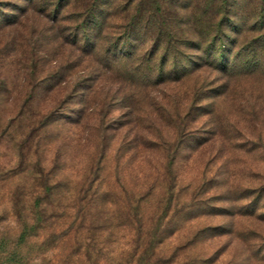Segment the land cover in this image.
Returning a JSON list of instances; mask_svg holds the SVG:
<instances>
[{"label": "rangeland", "instance_id": "rangeland-1", "mask_svg": "<svg viewBox=\"0 0 264 264\" xmlns=\"http://www.w3.org/2000/svg\"><path fill=\"white\" fill-rule=\"evenodd\" d=\"M37 1L0 0L16 20L0 24V264H264V0H61L58 35L40 16L55 0ZM91 4L106 22L88 50L73 36ZM53 59L71 86L103 75L82 113L64 88L31 100L28 68ZM34 217L40 238L20 242Z\"/></svg>", "mask_w": 264, "mask_h": 264}, {"label": "trees", "instance_id": "trees-1", "mask_svg": "<svg viewBox=\"0 0 264 264\" xmlns=\"http://www.w3.org/2000/svg\"><path fill=\"white\" fill-rule=\"evenodd\" d=\"M61 0H55L52 3V6H50L48 9L44 10V12H40L43 15H40V13L38 15L43 16L44 18L46 17L48 19V23L51 29H48V32H52L54 35H58L61 33L62 31V22L63 20L60 18V15H58L59 12L58 11V7H60V5L62 4L61 2H58ZM30 4H37L38 1L37 0H29ZM83 12H82V18L81 20L83 21V24H80V28L78 31V33L74 34V39H76V42L79 40V35L81 34V36L83 35L88 50L89 47H93L95 48V44H89L90 41L92 39H94V35H97V39L100 38L99 35H101L102 32H104V26H105V22H106V17L104 15L103 12H101L100 10L98 11V7L95 5H88L83 7ZM48 12V14H47ZM71 13H73L71 11ZM68 14V12H67ZM54 17V18H52ZM80 21V20H79ZM2 22V23H1ZM16 22V20H12L10 18L8 19H0V24H8V26L14 24ZM129 29V28H128ZM59 38V37H58ZM55 40H57V38H54ZM132 36L130 34H126L125 37L121 40V42H125V44L127 43H131V41H133ZM138 41V40H136ZM58 42V40H57ZM72 43V42H71ZM89 44V45H88ZM91 45V46H90ZM33 52V54L30 56L29 60L32 61L33 63L36 64L37 66V60L38 56L35 53V47L32 48L31 50ZM155 53L150 57H155ZM127 57V56H126ZM55 64V68H28L29 69V74L32 77V82L35 84L34 88L32 89V98L31 100H33L37 95H36V90L37 89H48V90H54L56 88H64L66 89V91L71 90V98L73 99H77L78 97L80 98V104L83 106V108L80 110L79 113H82L84 111V102L86 101V99L88 97H90L91 92L93 91V89L95 87H97V83H100L102 81V77L103 75L101 74L100 76H96L95 79H91L90 76H88L92 81L91 84H89L88 86V79L87 76H79L77 79V83L75 86H71L69 85L71 83L70 81V74L68 73L69 68H67L68 66H65L64 62L62 60H58V59H53L52 60ZM149 65H151L152 63H150V61L148 62ZM72 65V64H70ZM61 66V67H60ZM77 69V68H76ZM153 70H158L161 72V68H153ZM54 87V88H53ZM38 91V90H37ZM40 91V90H39ZM42 91V90H41ZM69 97V96H68ZM81 106V107H82ZM172 117V116H171ZM181 121V125L180 127L186 123L185 118H180ZM177 126V124H175V127ZM185 129L181 130L182 132ZM182 143V142H181ZM181 143H178L176 146V151L174 153H171V151L168 149V165H169V171L173 170V167L176 165L177 160H178V153H179V149L181 147ZM167 143L165 142V140H161V150H167L166 147ZM166 152V151H165ZM171 173L173 171H170ZM170 173V174H171ZM169 174V175H170ZM174 181V179L172 180V182ZM174 183V182H173ZM175 188L176 186L172 185L169 188H166V191L164 192V207H163V211L161 213V244H164L167 240V235H169V231H171L172 226L176 225V223L174 224L172 221V218L170 216V212L173 208V206L178 207V203L177 201H179V194H175ZM258 195L260 194V197H262L264 195V188H261L260 190H256L255 191H251V193H257ZM176 204V205H175ZM41 204L38 202L37 204V210L38 208L40 209ZM139 207V206H138ZM137 207V208H138ZM255 208H252V210H246L247 213H251V214H255L254 211ZM40 211V210H39ZM179 212V211H178ZM139 214V213H138ZM140 216V215H138ZM171 221V223H170ZM23 230L20 236V242L22 243H27L29 241V239H31L32 237H38L40 238L39 235V230H40V225L38 224V221L34 218H32L31 220H25L23 222ZM139 228H138V237H137V245L136 247L133 249V251L131 252V257L133 259H137V261L142 258V256L144 257L146 255L145 252H141V240L143 239V223L142 220H139L138 222ZM46 242V241H44ZM43 242V244H44ZM17 255V254H16ZM255 255H257V258L259 261H263L264 262V246L262 248H259V250H257L255 252ZM154 257V255L152 256ZM174 256L171 258H168L169 260H165L164 259L162 261H164V264H172L174 262ZM144 261V259H141L140 262ZM162 264V262H161Z\"/></svg>", "mask_w": 264, "mask_h": 264}]
</instances>
